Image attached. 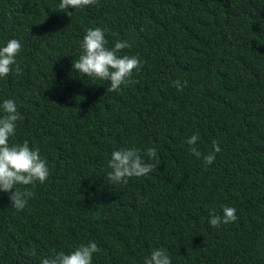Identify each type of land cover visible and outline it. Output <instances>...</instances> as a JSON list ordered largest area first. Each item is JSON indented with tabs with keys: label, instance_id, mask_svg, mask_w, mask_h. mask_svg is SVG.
<instances>
[{
	"label": "trees",
	"instance_id": "obj_1",
	"mask_svg": "<svg viewBox=\"0 0 264 264\" xmlns=\"http://www.w3.org/2000/svg\"><path fill=\"white\" fill-rule=\"evenodd\" d=\"M59 3L0 0V47L22 45V74L13 65L0 77V104L14 100L22 117L9 144L27 140L49 168L44 183L16 186L33 193L21 211L0 192V264H40L89 241L92 264H144L161 247L171 264H264V0ZM95 27L141 61L118 91L72 70ZM123 148L156 167L112 183L108 160ZM225 206L237 220L212 227L209 209Z\"/></svg>",
	"mask_w": 264,
	"mask_h": 264
},
{
	"label": "clouds",
	"instance_id": "obj_2",
	"mask_svg": "<svg viewBox=\"0 0 264 264\" xmlns=\"http://www.w3.org/2000/svg\"><path fill=\"white\" fill-rule=\"evenodd\" d=\"M96 3V0H60L58 11H65L71 7L73 9L83 8ZM70 12L67 14L69 15ZM107 29L101 27L88 28L81 41L82 52L77 60L72 62V70L93 79L108 81L110 86L107 91H118L122 85L132 83L131 77L134 70H139L141 61L136 56L118 55L125 48H130L131 44L126 40H117L113 47H107L105 33ZM22 45L18 39L11 38L6 45L0 47V77H6L13 70L22 74V68L16 61V56L20 52ZM173 85L182 90L187 81L181 83L179 80L173 81ZM2 114H0V192L10 193L9 200L12 207L21 211L26 207L27 200L33 193L25 188L21 191L17 185H32L37 181L44 183L49 177L47 162L40 155L38 148L29 146L25 140L22 144H9V138L15 134L16 122L22 119L17 110L14 100L6 99L0 104ZM199 137L195 134L190 136L186 143L190 147V152L199 158L202 154L194 145ZM220 148L213 141V151L203 156L204 162L210 165L215 160V153ZM148 157L155 158L157 150L154 147L146 149ZM160 163V162H158ZM107 167L111 169L107 173V180L112 183H127L131 177H141L150 173L156 165L145 162L140 155V150L136 148H123L114 150L108 160ZM223 215L217 214L214 209H209V224L212 227H219L221 224H229L237 220L236 209L225 206L222 209ZM99 248L94 241L87 244H80L70 253L59 251L52 256L41 259L40 264H92V257ZM29 255H35V250L28 251ZM144 264H171V258L164 248H154L149 255L145 256Z\"/></svg>",
	"mask_w": 264,
	"mask_h": 264
}]
</instances>
